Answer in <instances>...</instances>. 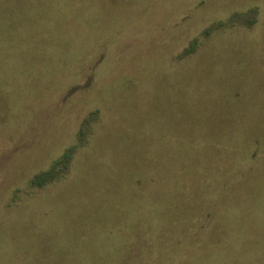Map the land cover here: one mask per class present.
Segmentation results:
<instances>
[{
	"label": "rangeland",
	"instance_id": "rangeland-1",
	"mask_svg": "<svg viewBox=\"0 0 264 264\" xmlns=\"http://www.w3.org/2000/svg\"><path fill=\"white\" fill-rule=\"evenodd\" d=\"M0 264H264V0H0Z\"/></svg>",
	"mask_w": 264,
	"mask_h": 264
},
{
	"label": "trees",
	"instance_id": "trees-1",
	"mask_svg": "<svg viewBox=\"0 0 264 264\" xmlns=\"http://www.w3.org/2000/svg\"><path fill=\"white\" fill-rule=\"evenodd\" d=\"M72 149L73 147L70 150ZM70 150L66 151L61 158L57 159L50 169L35 175L31 181V184L33 186L42 187L48 181H50V179L54 178L57 175V172L59 171V165L61 164V162L64 167L69 164L72 157V152Z\"/></svg>",
	"mask_w": 264,
	"mask_h": 264
}]
</instances>
